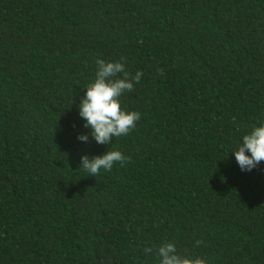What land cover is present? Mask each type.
<instances>
[{
    "label": "trees",
    "instance_id": "1",
    "mask_svg": "<svg viewBox=\"0 0 264 264\" xmlns=\"http://www.w3.org/2000/svg\"><path fill=\"white\" fill-rule=\"evenodd\" d=\"M96 59L144 74L108 145L79 116ZM261 122L264 0H0V264H264V162L232 154Z\"/></svg>",
    "mask_w": 264,
    "mask_h": 264
},
{
    "label": "clouds",
    "instance_id": "2",
    "mask_svg": "<svg viewBox=\"0 0 264 264\" xmlns=\"http://www.w3.org/2000/svg\"><path fill=\"white\" fill-rule=\"evenodd\" d=\"M95 63V79L85 88V97L79 105V116L86 121L84 127L91 129L92 139L97 144L108 145L114 137L127 136L136 128L141 114L124 109L120 97L125 92L134 91V84H138L144 74L141 71H137L135 75L128 73L123 61L106 62L96 59ZM78 140L87 143L88 136L80 135ZM232 154L242 171L250 172L264 162V122L259 126L254 125L250 132L243 135ZM130 161L131 157L113 150L91 159L87 155L82 156L80 169L95 177L101 169L111 171L115 164L124 166ZM201 243L196 241L197 245ZM153 252L158 258V264H206L202 257L179 254L175 242H164L158 247L144 249L146 256Z\"/></svg>",
    "mask_w": 264,
    "mask_h": 264
}]
</instances>
